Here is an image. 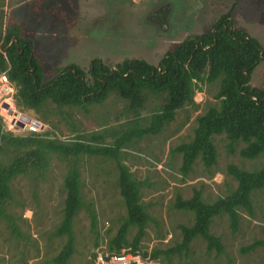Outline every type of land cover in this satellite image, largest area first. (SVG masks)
Returning <instances> with one entry per match:
<instances>
[{
  "label": "rangeland",
  "instance_id": "obj_1",
  "mask_svg": "<svg viewBox=\"0 0 264 264\" xmlns=\"http://www.w3.org/2000/svg\"><path fill=\"white\" fill-rule=\"evenodd\" d=\"M21 1L0 0V22L3 28L7 24L20 23L22 37L32 39L33 53L41 58L45 80L54 77L59 68L69 63L86 70L94 58L108 65L126 58L144 59L156 65L171 46L189 34L207 30L211 22L233 6L230 10L233 27L246 30L259 42L263 52L262 59L250 74L249 84L264 87V0H133L132 5V0ZM16 2L20 4L12 9L11 5ZM71 7L76 8V21L54 29L57 37L53 48L48 44L46 32L53 29L54 15ZM158 10L164 12L163 15L158 14ZM41 14L51 18L48 19L49 26ZM111 17L114 19L107 25ZM67 25L77 31L73 34L76 39L67 44L57 43L65 37L62 31ZM107 31L111 37L120 35L119 41L113 43L115 38ZM215 90L216 84H210L205 85L203 91L195 92L194 101L199 104L197 111L190 113L188 107L179 110L176 120L159 135L141 139L135 148L127 149L124 156V163L133 177L146 182L140 187V195L150 220L141 244L148 250L173 247L180 240L178 225H189L193 220L191 213L170 207L176 192L188 198L196 188L200 189L204 200L212 201L236 185L226 173L228 164L249 171L264 164L261 157L254 160L241 158L237 150L242 144L229 152L228 141L220 134L212 139L217 153L213 166L204 168L200 160H196L186 177L182 178L178 173L180 157L170 156L168 149L189 140L195 115L202 111L204 102L211 101ZM154 103L147 102L142 111L145 120L141 124L148 122ZM186 111L190 121L177 132L187 116ZM25 113L33 116L32 112ZM125 120L124 103L110 95L102 104L90 106L87 113L76 108H53L49 117L52 127L45 125L58 139L67 140L81 132L106 135L107 130L118 128ZM105 138L107 142L112 141ZM0 159L5 161L6 157L0 155ZM69 165L67 160L53 156L43 176H19L11 182L12 198L5 206L8 219L0 217V264H52L51 258L64 241L55 232L64 198L62 181ZM79 166L84 206L72 223L75 245L69 264H82L91 252L105 250L107 241L126 215L116 186L114 162L103 157L82 156ZM253 199V216L241 213L236 232H231L225 216L212 220L209 229L224 244L223 254L217 256L214 251L207 252L205 243L195 238L186 259L171 256L163 263L149 260V264H264V249L256 248L249 253L240 250L254 240L264 238V190L255 192ZM135 231L136 227L129 228L127 240Z\"/></svg>",
  "mask_w": 264,
  "mask_h": 264
},
{
  "label": "trees",
  "instance_id": "obj_2",
  "mask_svg": "<svg viewBox=\"0 0 264 264\" xmlns=\"http://www.w3.org/2000/svg\"><path fill=\"white\" fill-rule=\"evenodd\" d=\"M230 10L211 22L207 30L189 34L171 46L156 65L138 58L108 65L94 58L86 70L69 63L49 80L44 79L42 66L33 53V42L22 37L21 27L12 23L3 28L0 22V72L8 68L6 73L15 85L14 102L18 109L32 112L52 127L49 117L53 108H76L87 113L90 106L102 104L110 95L124 103L126 120L118 128L107 130L106 135L81 132L67 140L58 139L50 129L40 134L14 135L4 131L0 117V155L6 157L5 161L0 159V217L8 219L5 206L12 198L11 182L15 178L43 176L53 156L70 162L62 181L64 198L55 232L64 241L51 258L52 264H69L74 252L72 223L84 206L79 170L82 156L103 157L115 164L116 186L126 215L107 241V252L128 249L137 251L143 259L163 263L171 256L186 259L192 240L199 238L207 252L214 251L218 256L224 253V244L210 232L212 220L225 216L231 232H236L241 213L253 216V194L264 190V164L254 171L228 164L226 173L235 181V187L212 201L204 200L200 189L193 188L188 198L176 192L170 207L191 213L193 220L189 225H178L180 240L173 247L148 250L141 244L150 220L140 195L145 181L134 178L124 163L127 149L135 148L145 137L159 135L176 120L179 110L188 107L190 113L197 111L199 104L194 101V94L210 84H216V90L211 101L204 102L202 111L195 115L192 136L168 149L170 156L180 157L178 173L186 177L196 160L204 168L213 166L217 153L212 139L220 134L227 139L229 152L242 144L237 150L241 158H264V87L249 84L263 52L246 30L233 27ZM163 13L158 10V14ZM149 101L155 103L143 125L142 111ZM186 115L177 132L190 121L188 111ZM105 136L112 141L107 142ZM90 214L94 221L93 212ZM130 227H136V231L127 240ZM256 248L264 249V238L240 250L249 253ZM94 257L95 252H91L82 264H94Z\"/></svg>",
  "mask_w": 264,
  "mask_h": 264
},
{
  "label": "built area",
  "instance_id": "obj_3",
  "mask_svg": "<svg viewBox=\"0 0 264 264\" xmlns=\"http://www.w3.org/2000/svg\"><path fill=\"white\" fill-rule=\"evenodd\" d=\"M4 55V52H1ZM7 70L0 72V117L4 131L14 135L40 134L46 129L43 121L31 116L15 106L14 95L16 88L9 80ZM94 264H149L137 251L122 249L119 253L105 250L95 252Z\"/></svg>",
  "mask_w": 264,
  "mask_h": 264
},
{
  "label": "crops",
  "instance_id": "obj_4",
  "mask_svg": "<svg viewBox=\"0 0 264 264\" xmlns=\"http://www.w3.org/2000/svg\"><path fill=\"white\" fill-rule=\"evenodd\" d=\"M21 2H24V0H22ZM125 3H126V1H124ZM133 3H135L133 0L131 1V5L133 4ZM20 4V2L19 3H15V4H13V5H11V8L13 9V8H15L17 5H19ZM126 5H127V3H126ZM49 7V6H48ZM76 11V8L75 7H71V9H69V8H64V9H62L61 10V12H60V14L59 15H54V17L56 18L55 20H53L52 21V25H53V29L52 30H47V32H46V35H48L47 36V40H49V46H51V47H53V48H55V45H56V42H55V37H57V34L54 32L53 33V31H54V29H57V27H60L61 25H63L64 23H67L68 25L70 24V23H72V22H75L76 20V17H77V15L74 13ZM41 16L43 17V20L45 21V24L47 25V26H49V24L50 23H48V19H49V21L51 20V18L49 17V16H47V15H43V14H41ZM112 19H114V17H111V18H108V20H107V25H109L110 24V21L112 20ZM15 23V22H14ZM60 23V24H59ZM16 24V23H15ZM16 25H18V26H20V23H17ZM65 26V29L62 31V33H63V35L65 36L64 38H60L59 40H58V42L57 43H63V44H67V43H71V42H73V40L74 39H76L75 37H77V36H75V35H73V34H75L77 31L75 30V28H72V27H69V26ZM50 34V35H49ZM107 34H109L110 35V32L109 31H107ZM110 37H111V35H110ZM25 38H29L28 36L27 37H25ZM111 38H115V40H114V42L113 43H116V42H118L119 41V38H120V35H118V34H116V35H113ZM29 39H31V38H29ZM31 41H32V39H31ZM33 42V41H32ZM34 46V45H33ZM33 51H34V47H33ZM64 56H66V55H64ZM37 57V56H36ZM38 59H39V62L41 63V58L38 56L37 57ZM127 59V58H126ZM107 63V62H106ZM117 63H119V62H117ZM66 65V64H65ZM41 66H42V64H41Z\"/></svg>",
  "mask_w": 264,
  "mask_h": 264
},
{
  "label": "water",
  "instance_id": "obj_5",
  "mask_svg": "<svg viewBox=\"0 0 264 264\" xmlns=\"http://www.w3.org/2000/svg\"><path fill=\"white\" fill-rule=\"evenodd\" d=\"M13 39H15V38H13ZM262 52V51H261Z\"/></svg>",
  "mask_w": 264,
  "mask_h": 264
}]
</instances>
